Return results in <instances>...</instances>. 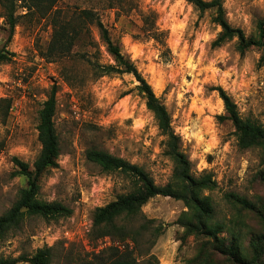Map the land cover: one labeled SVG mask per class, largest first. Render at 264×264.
<instances>
[{"label": "rangeland", "instance_id": "374dc122", "mask_svg": "<svg viewBox=\"0 0 264 264\" xmlns=\"http://www.w3.org/2000/svg\"><path fill=\"white\" fill-rule=\"evenodd\" d=\"M59 5L98 11L113 38L166 104L194 174L214 175L217 187L207 192L213 198L214 221L240 229L248 247L253 236L264 233L263 150L239 147L232 122L218 119L225 107L216 88L222 86L231 95L242 117L264 126L261 52L251 49L241 54L236 40L215 46L221 27L213 11L201 12L186 0H121L115 8L107 0H61ZM224 7L229 22L248 36L256 35L258 23H264V0H225ZM151 10L166 32V46L142 32L143 13ZM25 12V8L18 9V14ZM92 33L101 62H114L98 29ZM9 34L0 5V52L5 49L14 54L0 64V100L11 102L5 121L0 114V216L26 186V179L15 175L14 158L33 165L40 153L39 111L53 86H57L54 120L61 155L59 167L42 178L40 197L60 201L73 213L59 220L27 218L20 229L0 241V257L31 256L50 246L52 264H92L95 253L120 243L110 237L93 238V213L130 192L132 183L119 171L103 170L89 160L87 151L107 150L145 167L158 185H166L174 168L165 154L166 138L136 90L138 81L133 74L94 78L78 52L70 61L78 82L71 86L62 75V65L43 54L51 34L47 20L22 16L11 40ZM87 50L95 55L90 47L82 54ZM232 194L256 204V211L241 206ZM184 211L187 207L182 200L166 196H156L142 207L130 222L140 233L125 242L138 264H239L212 246L205 250L208 239L188 233L179 223ZM221 235L230 237L228 229ZM203 250L205 256L199 259Z\"/></svg>", "mask_w": 264, "mask_h": 264}, {"label": "trees", "instance_id": "16d2710c", "mask_svg": "<svg viewBox=\"0 0 264 264\" xmlns=\"http://www.w3.org/2000/svg\"><path fill=\"white\" fill-rule=\"evenodd\" d=\"M61 0H0L3 15L10 29L9 40L12 39L20 17L42 21L47 20L51 26L48 45L43 52L47 60L62 65V75L74 86L77 73L70 65L72 57L80 53L92 69L94 78L111 74H133L138 84L136 90L146 100L147 108L154 114L161 133L165 136V154L172 160L174 168L170 181L166 185H158L145 167L116 156L107 150L91 148L87 151L89 160L95 162L107 172L119 171L132 183L130 192L118 195L104 206L97 207L93 213L92 236L94 239L112 238L119 244L111 245L95 253L92 264H138L127 239H136L140 230L130 226V222L141 214L142 207L156 196L172 197L182 200L187 207L179 223L187 228L188 233L207 238L208 246L221 251L230 260L239 264H264V233L253 236L249 246L244 245L243 232L240 229L227 228L225 224L214 221L215 208L213 198L207 192L217 187V181L211 172L195 175L192 161L181 148V137L172 126V117L162 99L156 94L152 84L139 70L135 62L127 56L119 41L112 36L109 26L101 18L98 11L91 8H71L59 5ZM111 8L117 7L121 0H107ZM201 12L212 10L214 21L221 31L214 41L215 46H222L236 40L237 50L245 54L251 49L261 52L264 64V23L260 21L254 36L246 35L240 27L233 26L226 15L225 0H186ZM26 9L25 14H18V9ZM157 13L153 10L143 13L142 32L155 39L162 46L167 45L166 32L157 25ZM99 31L112 57V63H102L97 41L93 37V29ZM80 51L78 48H80ZM88 47L92 50L82 51ZM14 54L7 50L0 52V64L12 59ZM94 57V58H93ZM224 102L225 113L218 115L220 121L229 120L235 127L238 145L242 149L262 148L264 155V126L249 118L242 117L237 103L222 87L216 88ZM57 86L43 102L39 111L38 139L41 150L33 165L18 157L14 158L17 171L15 175L26 179V186L21 190L14 204L0 216V241L22 227L27 218L42 217L47 220H59L69 217L73 209L60 201H46L40 197L42 178L52 169L59 167L61 141L54 120L57 111ZM11 108L10 99L0 100V114L5 121ZM264 157V156H263ZM264 180V173H262ZM233 199L244 208L255 210L256 204L244 197L232 194ZM260 210L258 209L257 212ZM264 223V212L261 213ZM146 228V225L142 226ZM230 237L222 236L226 231ZM159 230V229H158ZM199 259L204 257V251ZM203 254V255H202ZM53 247L39 248L31 256L0 257V264H52Z\"/></svg>", "mask_w": 264, "mask_h": 264}]
</instances>
